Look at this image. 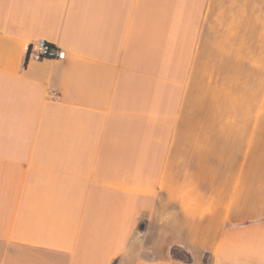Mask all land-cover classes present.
<instances>
[{
    "label": "crops",
    "instance_id": "crops-1",
    "mask_svg": "<svg viewBox=\"0 0 264 264\" xmlns=\"http://www.w3.org/2000/svg\"><path fill=\"white\" fill-rule=\"evenodd\" d=\"M261 72L264 0H0V264H264Z\"/></svg>",
    "mask_w": 264,
    "mask_h": 264
},
{
    "label": "built area",
    "instance_id": "built-area-1",
    "mask_svg": "<svg viewBox=\"0 0 264 264\" xmlns=\"http://www.w3.org/2000/svg\"><path fill=\"white\" fill-rule=\"evenodd\" d=\"M44 58L64 60L66 52L43 39L32 42L28 47L27 59L39 60Z\"/></svg>",
    "mask_w": 264,
    "mask_h": 264
},
{
    "label": "rangeland",
    "instance_id": "rangeland-1",
    "mask_svg": "<svg viewBox=\"0 0 264 264\" xmlns=\"http://www.w3.org/2000/svg\"><path fill=\"white\" fill-rule=\"evenodd\" d=\"M261 63L263 64V61H261ZM260 76H261L260 81L262 83L263 82V78H264V74L261 72V75ZM262 91L263 90H256V91H254L253 96L254 97H259L258 99H260L263 96V94L260 95V93H262ZM246 92H251V90L249 89V91H245V93ZM255 108L259 109L261 111V113L264 112V106H261L260 105L259 107H255ZM250 109H252V107L250 106L249 101L245 102V106H244V112H245V114H247ZM263 115H264V113H263Z\"/></svg>",
    "mask_w": 264,
    "mask_h": 264
},
{
    "label": "trees",
    "instance_id": "trees-1",
    "mask_svg": "<svg viewBox=\"0 0 264 264\" xmlns=\"http://www.w3.org/2000/svg\"><path fill=\"white\" fill-rule=\"evenodd\" d=\"M172 255H173V257L181 259V260L186 261V262L191 261V255L187 251H184L180 248L173 249Z\"/></svg>",
    "mask_w": 264,
    "mask_h": 264
}]
</instances>
